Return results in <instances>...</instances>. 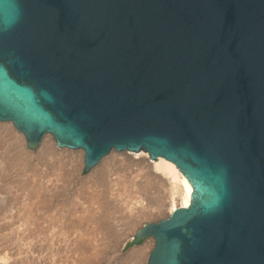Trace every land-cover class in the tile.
Segmentation results:
<instances>
[{"label": "water", "instance_id": "obj_1", "mask_svg": "<svg viewBox=\"0 0 264 264\" xmlns=\"http://www.w3.org/2000/svg\"><path fill=\"white\" fill-rule=\"evenodd\" d=\"M0 123L84 174L173 164L191 198L125 244L146 264H264V0H0Z\"/></svg>", "mask_w": 264, "mask_h": 264}, {"label": "rangeland", "instance_id": "obj_2", "mask_svg": "<svg viewBox=\"0 0 264 264\" xmlns=\"http://www.w3.org/2000/svg\"><path fill=\"white\" fill-rule=\"evenodd\" d=\"M0 134V264H131L139 250L132 264H146L151 238L125 244L179 204L146 153L110 152L84 174L83 152L57 148L50 135L29 150L11 123Z\"/></svg>", "mask_w": 264, "mask_h": 264}, {"label": "bare ground", "instance_id": "obj_3", "mask_svg": "<svg viewBox=\"0 0 264 264\" xmlns=\"http://www.w3.org/2000/svg\"><path fill=\"white\" fill-rule=\"evenodd\" d=\"M8 129V128H7ZM1 139L4 138V136H2L0 134ZM0 139V140H1ZM7 141V140H6ZM8 143V142H7ZM146 156V155H145ZM147 159V158H146ZM8 160V159H7ZM147 161V160H146ZM148 163H150L152 165V169L155 172H158V174L160 173L162 176H164V178H166L167 182L170 184L175 185L174 188L177 187V189L179 190L178 193V197L177 199H179V204L178 207H186L189 204L190 198H191V193H192V188L191 185L189 184V182L187 181V179L175 168V166L173 164H171L168 161H165L161 158H158L156 160H150L148 159ZM138 165V164H137ZM102 167V166H101ZM102 172V171H101ZM105 174V173H104ZM157 174V175H158ZM159 174V175H160ZM9 175V174H8ZM105 176V175H104ZM4 179V178H3ZM108 188V187H107ZM173 188V187H172ZM170 190V189H169ZM87 191V190H86ZM46 194V193H45ZM47 195V194H46ZM96 195V194H95ZM100 195V194H99ZM42 196V195H41ZM101 197V196H100ZM44 200V199H43ZM176 208V206L174 204H172L169 208H168V214H170L174 209ZM132 209V208H131ZM130 213V212H129ZM128 213V214H129ZM141 213V212H140ZM91 216V215H90ZM144 216V215H143ZM104 217L106 218L105 214H101V216L99 217L101 220H104ZM89 218V216H88ZM100 219L94 221L97 222V225H100ZM132 219V218H131ZM85 221V220H84ZM131 221V220H130ZM114 223V222H113ZM111 225V224H110ZM113 225V224H112ZM125 229V228H124ZM118 236V235H117ZM97 240V239H96ZM93 248V247H92ZM140 256H142V251H134L133 253L130 254V258L131 261L130 263H134L135 261H137L138 259H140ZM130 260V259H129ZM90 260H88V264H89ZM127 264V263H126Z\"/></svg>", "mask_w": 264, "mask_h": 264}]
</instances>
